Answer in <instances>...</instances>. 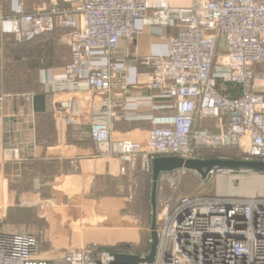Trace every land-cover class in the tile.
Returning a JSON list of instances; mask_svg holds the SVG:
<instances>
[{"label":"built area","instance_id":"1","mask_svg":"<svg viewBox=\"0 0 264 264\" xmlns=\"http://www.w3.org/2000/svg\"><path fill=\"white\" fill-rule=\"evenodd\" d=\"M64 1L72 7L54 2L48 10L24 12L18 0L13 14L1 18V28L17 42L61 29L57 41L67 47L69 59L62 67L64 78L52 86L103 96L88 135L96 155L118 158L121 176L138 167L151 181L154 158L202 159L201 147L234 146L240 158L264 161V69L256 70L264 66V0ZM146 27L172 32H159L166 54L140 55L132 46ZM141 74L151 90L146 138H115L114 121L141 117L135 112L139 105L110 98L114 79H121L128 92ZM24 96L31 101V93ZM71 106V100L62 101L54 111L72 118ZM188 172L177 168L159 174L157 250L153 262L138 264H264V198L182 193ZM38 250L34 232L0 230V264H113L114 252L148 253L95 251L86 245L47 259L38 257Z\"/></svg>","mask_w":264,"mask_h":264},{"label":"crops","instance_id":"2","mask_svg":"<svg viewBox=\"0 0 264 264\" xmlns=\"http://www.w3.org/2000/svg\"><path fill=\"white\" fill-rule=\"evenodd\" d=\"M163 1L170 5L191 3ZM54 2L72 7L64 0H23L22 9L45 11L53 8ZM18 5V0H0V230L34 232L41 250L38 257L47 259L62 256L66 247L137 244L140 222L123 212L125 195L132 190L125 184L137 180L138 175L147 176L138 167L121 176L117 157L95 154L87 128L94 119L93 111L104 103L103 96L84 89L53 88L52 84L64 78L62 67L69 59L67 47L56 39L61 29L37 38L38 42L49 41L50 52L28 47L2 31L1 18L11 16ZM159 32L165 36L172 33L146 27L132 46L140 55L166 54ZM58 46L67 50L62 60L54 55ZM31 57L38 58L35 66ZM138 71L147 69L138 66ZM147 79L138 75L128 92L123 91L121 79H114L110 98L128 107L139 105L135 112L141 119L114 121L113 137L145 140L149 126L145 118L152 113L146 106L151 94ZM27 93L32 95L30 102L25 100ZM66 100H71L72 118L54 111L55 105ZM44 246L54 252H43Z\"/></svg>","mask_w":264,"mask_h":264},{"label":"rangeland","instance_id":"3","mask_svg":"<svg viewBox=\"0 0 264 264\" xmlns=\"http://www.w3.org/2000/svg\"><path fill=\"white\" fill-rule=\"evenodd\" d=\"M31 47L36 48V46ZM54 55L62 60L67 56V50L62 46H58L57 50L54 48ZM262 69H264V66L256 67V70ZM28 79L31 85L32 80L30 78ZM34 90L35 89L32 91ZM128 181H126L125 187L132 190L129 191V195H125L126 202L123 212L136 216L138 222H140V241L137 244H131L135 250L138 251L145 248V244L148 243L147 234L149 235L151 221V182L140 177V175H138L137 180H133L134 182ZM181 192L187 194L194 193L196 195L203 196H226L229 193L236 192L241 196H255L264 198V172H257L249 169H236L232 171H228V169H219L218 171H214L211 176L208 175L207 179L202 180L197 173L189 171L184 176L181 183ZM120 246L121 245L112 247V251L119 250ZM89 247L95 251L103 248L94 246ZM42 251L50 253L54 252L52 249H49L45 246L43 247ZM39 253H41V250H39L38 256Z\"/></svg>","mask_w":264,"mask_h":264},{"label":"water","instance_id":"4","mask_svg":"<svg viewBox=\"0 0 264 264\" xmlns=\"http://www.w3.org/2000/svg\"><path fill=\"white\" fill-rule=\"evenodd\" d=\"M177 168H184L197 173L202 180L207 179L210 171L215 169H249L257 172H264V161L245 158H190L184 159L179 156H159L152 161L151 172V190H150V207L151 221L149 229V248L148 253L144 257L138 254L114 252L113 264H138L151 263L154 260L158 236L155 231V212H156V184L158 176L161 172L170 171Z\"/></svg>","mask_w":264,"mask_h":264},{"label":"trees","instance_id":"5","mask_svg":"<svg viewBox=\"0 0 264 264\" xmlns=\"http://www.w3.org/2000/svg\"><path fill=\"white\" fill-rule=\"evenodd\" d=\"M60 33L57 34V38L56 39H58ZM38 37H36L32 41L23 42V43L27 44L28 47L36 46V48L40 49L41 51H49L50 50L49 41L44 40V42H38L39 41V39L37 40ZM33 49H35V48H33ZM33 49H29V51H34ZM31 60H33V64L32 65L35 66L38 58L31 57ZM198 151H199V153L201 154V156L203 158H227V159L240 158L238 153H237V149L234 146H225V147H222V148H220L218 150H213V149H210V148L201 147V148H198ZM147 180L150 181L149 177H147ZM148 248H149V242L147 244H145V248H143L142 250L146 251V250H148ZM108 250L112 251L113 248L112 249L108 248ZM128 250H132V251H135V252L142 251V250L136 251L135 248L132 245H129V244H122L118 251H128Z\"/></svg>","mask_w":264,"mask_h":264},{"label":"bare ground","instance_id":"6","mask_svg":"<svg viewBox=\"0 0 264 264\" xmlns=\"http://www.w3.org/2000/svg\"><path fill=\"white\" fill-rule=\"evenodd\" d=\"M61 223L64 224L63 221H61ZM56 224L59 226V222H56ZM56 224H55V225H56Z\"/></svg>","mask_w":264,"mask_h":264}]
</instances>
